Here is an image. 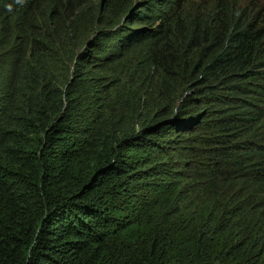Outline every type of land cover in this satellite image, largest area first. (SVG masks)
<instances>
[{
  "label": "trees",
  "instance_id": "1",
  "mask_svg": "<svg viewBox=\"0 0 264 264\" xmlns=\"http://www.w3.org/2000/svg\"><path fill=\"white\" fill-rule=\"evenodd\" d=\"M206 1L0 0V264H264V7Z\"/></svg>",
  "mask_w": 264,
  "mask_h": 264
},
{
  "label": "rangeland",
  "instance_id": "2",
  "mask_svg": "<svg viewBox=\"0 0 264 264\" xmlns=\"http://www.w3.org/2000/svg\"><path fill=\"white\" fill-rule=\"evenodd\" d=\"M107 0H91V4H92V13L95 14H100L101 17L103 18V20L105 21V23L103 25H100L99 28H112L114 25L116 24H122V23H125L124 19H123V13L119 12L117 15L116 13H113L112 11L110 10H107L105 9V11H102L103 9V6L104 8H106V5H107ZM124 1H127L128 3H131V5H134L133 7L137 6L138 4L140 5L142 2L146 1V0H124ZM198 1H201V0H198ZM209 0L206 1V3L208 2ZM241 3H247V2H251L253 4H256V6L260 7V8H263L264 7V0H237ZM138 8V7H137ZM118 10H120V8L118 7ZM126 25V23H125ZM147 24H137V23H127V27L131 30H137V29H141L142 27H146ZM86 47H83L79 53L81 51H83ZM137 48H141V47H137ZM88 51H90V54L93 53L95 50H94V47L92 48H88L87 49ZM89 61H94L95 63H98L99 61L96 60V59H92V58H88L87 61L85 62H89ZM84 62V63H85ZM84 63H81V64H84ZM101 66H104V64H107V63H102V62H99ZM117 70H123L124 71V76H130V75H133L135 77H137V75L141 74L142 71H146L147 70V67L146 65L144 64L143 60L139 58V55L132 58L131 60H127L125 59L123 62H119L117 63ZM80 70L82 69L81 67L79 68ZM106 76H110V78L112 79L113 77H111V75H106ZM106 80H109V78L107 79H103V82L104 83H107ZM191 93V92H190ZM187 92V94H190ZM131 95H129L128 97H130ZM132 99V98H131ZM161 101V100H160ZM164 105V103H162ZM160 105V104H159ZM144 108L147 109V107L144 106ZM167 108V107H166ZM179 142H175V146H178Z\"/></svg>",
  "mask_w": 264,
  "mask_h": 264
},
{
  "label": "clouds",
  "instance_id": "3",
  "mask_svg": "<svg viewBox=\"0 0 264 264\" xmlns=\"http://www.w3.org/2000/svg\"><path fill=\"white\" fill-rule=\"evenodd\" d=\"M18 2H19V0H18ZM9 8H11V6H9ZM143 24H149V23H143Z\"/></svg>",
  "mask_w": 264,
  "mask_h": 264
}]
</instances>
